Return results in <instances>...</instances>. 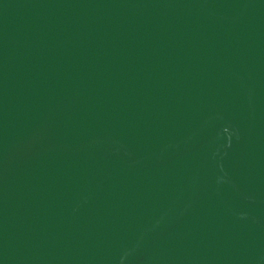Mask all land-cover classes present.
I'll use <instances>...</instances> for the list:
<instances>
[{
	"label": "water",
	"instance_id": "95a60500",
	"mask_svg": "<svg viewBox=\"0 0 264 264\" xmlns=\"http://www.w3.org/2000/svg\"><path fill=\"white\" fill-rule=\"evenodd\" d=\"M0 264H264V0H0Z\"/></svg>",
	"mask_w": 264,
	"mask_h": 264
}]
</instances>
